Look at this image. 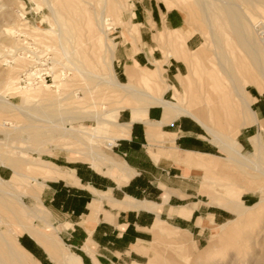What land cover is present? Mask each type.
I'll return each mask as SVG.
<instances>
[{"label":"crops","instance_id":"obj_1","mask_svg":"<svg viewBox=\"0 0 264 264\" xmlns=\"http://www.w3.org/2000/svg\"><path fill=\"white\" fill-rule=\"evenodd\" d=\"M133 15L136 24H131L137 34L128 32L129 39L135 43L139 29L140 39L137 50L132 42L115 43L113 71L117 79L147 86L162 103H183L180 90L189 76V64L197 59L202 36L188 29L179 10L155 0H137ZM159 63L161 66H157ZM175 95L176 101L167 99ZM250 96L256 110L250 105L251 109L257 122L263 123V131L264 92L259 91L255 100ZM133 100L136 105L116 112L117 137L113 142L117 143L108 155L115 164L95 166L87 160L73 159L81 157H73L79 152L60 146L57 149L67 154L52 156L57 162L49 161L53 165L44 168L40 199L33 198L50 214L57 237L50 234L49 238H36L26 233L20 240L40 262L140 263L146 257L152 230L165 224L164 217L176 225L167 226L184 233L192 244L191 234L203 241L211 228L227 221L225 209L236 215L227 204L228 209L217 203L222 208L211 209L205 195L199 193L197 182L203 170L210 171L221 158L216 154L220 147L203 125L176 107L166 109L159 103L142 108L141 98ZM262 138L264 131L260 133ZM209 183L205 187L209 188ZM186 199L189 202L183 203Z\"/></svg>","mask_w":264,"mask_h":264},{"label":"rangeland","instance_id":"obj_2","mask_svg":"<svg viewBox=\"0 0 264 264\" xmlns=\"http://www.w3.org/2000/svg\"><path fill=\"white\" fill-rule=\"evenodd\" d=\"M47 1L49 0H0V49L1 47H6V48L11 47L10 43L11 41L14 40L13 38H9L4 35L3 32L5 31V29H12L13 31L20 30L21 33L20 34L17 33L18 36L17 40H19V45L20 43L22 45L23 43L24 45H27V42H29L30 46H32L33 48V51H36V53H38V56L42 57L44 55H47L52 59L51 63L49 64L50 66L53 65V62L55 65L57 63L56 65L57 69H55L56 72L57 71L58 73L68 72L67 73L68 75L64 77V81L67 82V86H68L67 88L70 91L72 90L74 91L76 89L78 90L79 93L78 96L82 99V108L80 109L81 111L90 112V113L95 112L97 110L114 111L111 112L109 115H107L106 118L116 121L117 110L125 106L133 107L134 105H136V101L134 102L133 100L134 97H132L130 94L125 93V91L123 90H118L110 86H105V85L96 86L95 82L92 80L90 81L89 78L85 79L81 74L74 71H71V73L74 72L73 74H71L67 69H63L61 63L58 65V61L65 60V58L64 56H62L58 44V34H57L58 27L57 24H55V22H53L52 20L53 19L52 13L49 9ZM57 1L58 3H60L62 0H57ZM86 1L88 2L90 1L91 5L90 3L88 4L87 2H85L82 7L80 6V0H72L73 3H71L72 4L71 6L67 7L68 11L65 10L66 12L65 15L67 14L66 17L68 16L67 18L69 19V21L75 22L77 27H79L78 28L79 44H81L82 47L86 49L88 52L91 50L89 53L93 55L92 57H96L97 55V57L99 58L100 66H97V68H95L96 66H91L92 71L95 73H101L105 71L104 63H102L104 57V47L102 46L101 41L103 42V40L100 41V39H102V36L100 33L91 35L86 29V23L89 21V16L91 15L90 12L96 10L97 13L99 14V12L101 11V7H100L101 4H99L100 0L99 3L98 0H86ZM121 1L123 8H125L124 9L125 11L121 15H118L115 12L114 13L110 12L109 7L107 8L106 14L110 16L111 20L109 21V23L112 24V28L107 32L109 33V36L113 38L114 43H117L118 41H124L128 43V45H130L133 39L132 40L129 39L128 32L131 33L133 31V27L131 23H134L133 12L135 13V6L137 0H121ZM155 1L160 2L161 4L167 6V8L170 7L179 10L182 13V15L185 16L184 18H186L187 20L188 29H190L192 33L195 32L202 36L203 43L198 48V52L196 56L197 59L195 62L189 64V66H191L189 71V76L188 78H186L185 85H183V87L181 88L180 93H182L183 95L181 99L183 98V103L185 105L187 106L191 105L193 108H195L198 111L202 107L203 109H207L209 103H206V101L210 102V100H213L214 97L216 96V93L213 94L208 93L207 84L211 81L213 82L218 80L219 82L227 83V85L229 86L231 85V81L229 79H225L226 76H224L223 71L218 65V59L215 55L216 54L215 52L218 49L215 43L213 42L212 34L210 33L208 28V22L204 17L203 12L199 11L201 9L197 7L194 0L192 1L191 0H155ZM62 3L63 2H61V4ZM237 3H234L233 5L236 6ZM238 4L240 5H238L236 8L244 12H247L250 18L251 15L248 11H246L247 10L246 5L243 3H238ZM128 9H131L133 16H131V13L128 11ZM258 16L259 17L257 18L262 19V21L264 22L263 9L259 11ZM251 25L253 27L256 26L254 24V21H251ZM38 26L42 29H38L37 28ZM138 29H139V25H138ZM226 34L227 35L222 36V46L226 47L224 48L225 50L227 48L229 50L231 49L230 51L226 50L228 57L244 58L250 65L251 60L247 56V53H245L244 49L239 45L237 38L232 33H226ZM254 36L255 37L258 36L257 39L259 40L261 46H263V42L261 43L262 39H260V37L264 36V33L259 34V31L255 29ZM23 39H25V41ZM139 39H140V29H139ZM138 40L135 43L132 42L135 45V48ZM161 41L164 43L165 40L161 38ZM31 42H34L35 44H32ZM92 43L93 45L91 46ZM135 50H137V48ZM5 59L14 61V59H12L11 56L9 55L4 58H0V90L5 91L7 93L6 97L8 99H11L13 102L17 104H20L21 97L25 93L17 92V95L12 97L11 94L12 89H10L11 87H14L15 83L17 86L19 84L18 81L17 82L15 81V83H12L10 85L8 84L7 86L6 85L7 79L6 81H4L5 79L3 80V78L9 77L10 73H11L10 76L14 77L15 79L20 78L21 73L24 70H26V68H28L31 62H24V63L18 61L13 63L9 62L11 64L10 65L8 64V62L3 61ZM157 66H161L160 63ZM237 67L239 68V66ZM237 67H236L238 71L237 74L241 75L240 77L238 75L240 83L242 81L244 82V80L246 79H251L252 78L251 75H253V73L254 74L257 73L254 66L251 65H250V69H251L250 74L239 73L240 71L238 70ZM60 69L63 70L60 71ZM50 73L54 78V72L50 70ZM5 75L7 76L5 77ZM260 79H261L260 77L257 78L258 81H262V79L261 80ZM55 83H56L55 79L54 82L53 80L50 79L49 82H45L44 87L45 86L48 87V85L50 86L48 87L49 89H46L47 87H45L46 91L48 90L47 92L49 93L57 92V88L54 87ZM141 87H144V85L141 84ZM246 89L248 92L251 93L253 99L255 100L254 96L259 93L257 88L252 85L247 87ZM167 99L171 101H176L177 97L175 95L173 99L172 98H167ZM229 99H230L229 102L235 105L236 98L233 93H231V98L229 97ZM38 104H35L34 101H32L29 104V107L33 106L31 107V109L35 108L30 111L32 114H34V116L41 114L39 110L37 111V109H40L39 108L40 104L39 106ZM251 106L253 110H256L254 105L251 104ZM234 107L232 106L234 110L238 109L237 104ZM33 118L31 117V115L19 111L12 112V114L8 112H4L0 114V155L1 157L5 155L2 157L5 161L6 159L8 162L9 159L12 160L17 158V156L19 155L17 151L18 150L21 151L22 148H24L23 149L24 151H30V149L28 148L34 147V149H38V150L32 151L31 152L32 155L27 152L24 153V155L27 158H32V159H34V157L39 159L43 158L47 161L49 160L56 163L57 159L53 158L52 156H58L59 154L62 155L67 154V152H65L64 150L60 151L59 149H57L58 147L61 146L62 148L65 149L72 148L73 150L79 152L77 154H74L73 157H77V155H80L81 157H77L73 159H80L85 161L87 160L92 162L90 157L85 158L82 155L84 151L86 152L90 148H92L93 150L91 151H93L92 153L94 154L103 151L106 155H112V150L117 143L116 142L117 140L113 142L114 139L112 138L108 139V138L99 137L94 139V143L99 146L97 147V145L89 146L88 144L75 143L74 140L66 139V138L65 139L61 138L59 140L55 139L51 141V138L49 136L46 137V135H43L42 137L43 138L45 137V139L48 140L46 141V143H40L39 144L40 148H39L37 147L38 144L31 142V135L28 129L25 127L31 123V120ZM205 118L209 120L207 114H205ZM241 120L242 119L240 118V115L238 116L237 119L236 118L231 119L226 123L228 127L225 130L224 129L222 130L225 132L227 131V129L228 131H230V129L236 128V126L240 125ZM8 121L11 124L8 123ZM2 123H4V126L1 125ZM35 123L42 125L47 124L43 122L42 123L35 122ZM81 124H83L84 126H91V127H97L98 125L97 121L94 119H85L81 123L80 122L74 123L73 126L78 128ZM13 125H17V126L14 127ZM219 126L221 127V125ZM68 127H71V125H68ZM262 127H263L262 122H256L254 124L247 126L242 131H241L242 127L240 128L241 133L239 132L240 135L238 133L236 139L243 145L244 154L250 157H254L255 152L257 151V142L259 141L260 144H264V139L263 138L262 140L259 139L260 133L263 132ZM1 129L9 130V132L5 130H3L4 131L3 132ZM18 131H20V133H18ZM102 133L104 134V130L102 131ZM29 142L31 143V145ZM15 146L18 147V150H16L17 147ZM221 149L219 148V151L216 152V154L219 155L221 158L218 159L219 161H216L215 166L213 167V165H211L210 171H207L205 169L203 170V174L199 178V181L197 182L198 183L197 185L199 186V193L205 195V199L211 205V209L222 208L221 206L227 208L226 202L228 201L221 198L218 199L220 196L217 194L216 190L211 188L210 185L232 184L231 193L229 195L230 200H238V201H243L247 205H253V206L255 205L254 208H251V210H249L247 214L248 216L237 215V214L235 215L230 210L229 212L228 210L225 209V212L227 214V218H226L227 221L224 220L223 222L217 223V224H221L226 221L224 224L216 227L215 229L210 227L211 228L210 233L207 236V238L203 241H197L196 238H194L190 233L192 244L191 243L189 244V239L184 233H181L167 226V225H173V226L176 225L171 220L164 217L165 220H163V222H165V224L159 225L156 228V230L154 229L152 230L153 233L152 237L149 240L146 251L144 252L146 254V257L143 258L140 263L134 262L129 264H146V263L147 264H264V177H260L258 179H251L250 177L244 175L241 172V170L237 167V165H235V163L226 160V158H228V155L223 149H222L223 151ZM40 151L41 153H39ZM7 156L8 157L10 156V158H8ZM4 165L5 163L2 164L0 163V176L10 182V185L8 187L9 190L10 191L12 190V192L14 193H19V192L25 193L23 194V200L28 205V207L36 210L37 214H41L38 210H46L45 208H43L44 206L42 203L35 201L33 196L30 195L33 188L31 179L28 177H24V175L22 174L21 175L16 174L17 169L18 171L19 170L21 171V172L19 171L20 173L27 172L26 170L27 164L21 162L19 163V167L17 169L13 165L11 166V164H6L7 166ZM102 165L105 164L101 163V166ZM36 172H32V173L34 176L39 177L38 180L41 181L42 178H44L43 177L44 169L41 172L38 171ZM208 181H210L209 188L205 187V184ZM205 191H209V195ZM186 202H189V200L186 199L185 201H183V203ZM216 203L221 206H218ZM12 209H19L20 212L23 213V215H21L20 217L21 219L20 221H18L16 217L13 216L14 214L11 211L5 210L0 205V214L4 220L0 224V229L2 231H6L13 242L15 243L17 241L20 242L23 235L27 233V232H22L18 234L23 230L22 224L33 227V229H35V232H37L35 233L34 236L36 238H41V236L38 235V232L39 233L44 232L49 236L50 234H52L55 237H57L55 232L56 231L55 225H53V222L51 221L50 218H49L50 223L48 224L41 219L33 218L31 216L29 217V215L26 212L27 209L22 207L16 201ZM205 223L206 222H204V224ZM206 224L209 225L208 223ZM59 239L63 243L60 236ZM207 244H209V246H207L206 248H210V251L208 250L206 253H201L200 249H202ZM65 250L67 252L70 251L66 247ZM40 263L44 264L42 262ZM109 264H125V263L110 262Z\"/></svg>","mask_w":264,"mask_h":264},{"label":"bare ground","instance_id":"obj_3","mask_svg":"<svg viewBox=\"0 0 264 264\" xmlns=\"http://www.w3.org/2000/svg\"><path fill=\"white\" fill-rule=\"evenodd\" d=\"M61 2L63 3L61 4ZM61 2L58 3L57 0L47 1L49 9L52 13V18H53L52 20L53 22H55V24H57L58 27L57 28L58 44L62 56H64L65 58V60H60V61L56 60L58 61V65L61 63L63 69H67L70 73L71 71H74L81 74L85 79L89 78L90 81L92 80L95 82L96 86L99 85L110 86L118 90H123L125 91V93L130 94L134 98L137 99L141 98L144 101V103L142 104L143 106L142 108H148L152 104L162 103L161 98H155V95L151 93L152 91L147 86L141 87L138 85L121 83L117 79L113 71V61L116 51H115L114 40L109 36V33L107 32L112 28V24L109 23L111 18L109 15L106 14V11L107 8L109 7L110 12L113 13L115 12L118 15H121L125 11L124 10L125 8H123L122 5V1L100 0L99 3L98 0V3L101 4L100 6L101 11L99 12V14L97 13L96 10L90 12L91 15L89 16V21L86 23V29L91 35L100 33L102 36V39H100V41L103 40V42L101 41L102 46L104 47V57L102 63H104L105 71L101 73H95L92 71L91 66H96L95 68H97V66H100L99 58L97 57L96 54H95L96 57H92L93 55L89 53L91 50L88 52L86 49L82 47L81 44H79L78 42L79 27H77L75 22H70L69 19L67 18L68 16L66 17L67 14L65 15L66 13L65 10H67L68 9L67 7L71 6L72 5L71 3H73L72 0H62ZM85 2H87L88 4L90 3L91 5L90 1L88 2L86 0H80V6L83 7V4ZM194 2L197 5V7L201 9L199 11L203 12L204 17L208 22V28L210 33L212 34L213 42L215 43L218 49L215 52L216 53L215 55L218 59V65L223 71L224 76H226L225 79H229L231 81V85L229 86L227 85V83L219 82L218 80L209 82L207 84L208 93L210 94L216 93V96L214 97L213 100H210V102L206 101V103H209L207 109H203L202 107L198 111L195 108H193L191 105L187 106L181 102H180L181 104L180 103L174 104L169 101H164V103L162 104L166 107V109H171L172 107H176V109H178L180 113L190 115L195 119H197L203 125V127L206 129L209 135L212 137V141L215 142L217 146L222 148L227 153L228 158H226V160L235 163V165H237V167L241 170V172L244 175L250 177L251 179H258L260 177H264V144H260L258 141L257 151L255 152V156L250 157L244 154L242 144L236 139L238 133L240 132L241 127L257 122L256 113L251 109L250 106L252 102V98L246 88L253 85L260 92H264V83H263L264 82V36L260 37V39H262L261 43L263 42V46H261L259 40L257 39L258 36L257 37L254 36L255 29L259 31V34L264 33V28H263L264 22L262 21V19L257 18L259 17L258 16L259 11L262 9L264 10V0H215V1L194 0ZM237 2L246 5L247 7L246 11L250 13L252 18L251 16L249 18L247 12H244L236 8L238 5H240ZM234 3H237V5L236 6L233 5ZM128 11L131 13L132 16L131 9H128ZM251 21H254V24L256 25L255 27L251 25ZM37 28L42 29L39 26ZM132 32L130 34L133 36L137 34L136 27L133 28ZM3 33L6 37L14 39L10 43L11 47L9 48L1 47L0 49V58H4L9 55L11 56L12 59H14V61L8 59H5L3 61L8 62V64L17 61L23 63L31 62L28 68H26V70H24L23 72L28 71L33 66H37L38 64L37 62L39 61V56L38 53L35 54L36 51H33V48L32 46H30V43L26 41L28 46L24 45V43L23 45L21 43L19 45V40H17L18 38L17 33L20 34L21 33L20 30L13 31L12 29H5ZM226 33H232L237 38L239 45L244 49L245 53H247V56L251 60L252 64L250 63V65L254 66L257 72L256 74L253 73V75H251L252 76L251 79H246L244 80V82L242 81L243 83L242 82L240 83L239 81V77L241 75L237 74L238 71L236 67L239 66V68L237 67L238 70L240 71L239 73L250 74L251 73L250 65L244 58L231 57L232 58L231 59L228 57L226 50L229 49L227 48L225 50L224 48L226 47L222 46V36L227 35ZM25 39L23 40L25 41ZM31 43L35 44L34 42ZM92 45L93 43L91 44V46ZM26 50L32 54L28 55L25 52ZM29 58L32 61H30ZM56 65L53 62V65L51 66V71L54 72L53 82L54 79L56 82L54 87L57 88V92L54 93H49L47 92L48 90L46 91V89H49L48 87L50 86L49 85L48 87L45 86L47 87L45 89L44 84L46 81L43 78L41 80L30 82L24 85L21 83V75L20 78L15 79L14 77L10 76L11 73L10 75L8 73L9 77L3 78V80L5 79L4 81H6L7 79L6 81L7 86L8 84L10 85L12 83H15V81L16 82L18 81L19 83L17 86L15 83L14 87L10 88L12 89L11 90L12 97L16 96L17 92L19 93L24 92L25 94L21 97V103L17 104L13 102L11 99H8L6 97L7 93L5 91L0 90V114L4 112H8L12 114V112L19 111L29 114L33 118L34 114H32L30 111L35 108L31 109V107L33 106L29 107V104L32 101H34L35 104L39 103L40 106L39 104L38 106L40 109H37V111L39 110L41 114L34 116V118L31 120V123L25 126L31 135V142L38 144L37 147L39 148H40L39 145L40 143H46V141L48 140L45 139V137L43 138L42 137L43 135H46V137L49 136L51 138V141L55 139L59 140L61 138L62 139L66 138V139L74 140L75 143L88 144L89 146L97 145L94 143V139L99 137L115 139L117 137L116 127L118 126V123L114 120L106 118L107 115H109L111 112L114 111L97 110L91 113L81 111L80 109L82 108V99L78 96L79 94L78 90L76 89L74 91L73 90L70 91L67 88L68 87L67 82L64 81V77L68 75L67 74L68 72L67 73L66 72L58 73V71L56 72L55 70L57 69ZM63 69H60V71ZM74 72H72L71 74H73ZM6 76L7 75H5V77ZM258 77H260L263 82L258 81L257 80ZM231 93H233L236 98L235 105L237 104V108H238L236 110L232 108V106L234 107L235 105L229 102L230 101L229 97L231 98ZM205 114H207L209 120L205 118ZM239 115L240 118L242 119L240 125L236 126V128L230 129V131H228L227 129V131L224 132L222 129L225 130L228 127L226 123L231 119H235V118L237 119ZM85 119L96 120L98 123L97 127L84 126L83 124H81L78 128L73 126L74 123L76 122L81 123ZM35 122L37 123L43 122L47 124L42 125V124H36ZM8 123L10 122L8 121ZM1 125L4 126V123H2ZM68 125H71V127H68ZM219 125H221V127ZM13 126L15 127L17 125H13ZM1 130L2 131L5 130L9 132V130L6 129H1ZM103 130H104V134L102 133ZM20 131H18V133H20ZM97 147L99 146L97 145ZM23 149L24 148H22V150ZM28 149H30V151H24V150L19 151L17 147L16 150H18L17 152L19 153V155L15 159L12 160L9 159L8 162L7 159L5 161L2 158L5 155H3L2 157L0 155V163L1 164L5 163V165L11 164V166L13 165L16 169L19 167V163L21 162L26 163L27 172L20 173L21 171L19 170L20 171L19 172L17 169L16 174L19 175L22 174L24 175V177H28L31 179L33 188L30 195H32L36 199H40V194L43 186L42 183L38 180L39 177L34 176L32 172H36V171L41 172L47 166L53 165V163L43 158L42 159L35 157L34 159L27 158L24 155V153L27 152L31 154L32 151L38 150V149H34V147ZM91 150L93 149L90 148L88 151L86 152L84 151L82 155L85 158L90 157L91 161L95 166H99L101 165V163L115 164L114 163L115 161L111 157L106 155L103 151L94 154L92 153L93 151ZM39 153H41V151ZM10 156L7 157L10 158ZM9 185L10 182L0 176V205L5 210L11 211L14 214L13 216L16 217L18 221H20L21 220L20 217L21 215H23V213L20 212L19 209H12L16 201L22 207L27 209L26 212L29 215V217L31 216L33 218L41 219L45 223L48 224L50 223V219H49L50 214H48L47 210H38L41 214H37V211L28 207V205L23 200V194L25 193L22 192L14 193L12 192V190L11 191L9 190L8 188ZM211 188L217 191V194L220 196L221 199L228 201L226 202L227 206H230V208L237 215H247L249 210L255 207V205L254 206L247 205L243 201L230 200L229 195L231 193L232 184H227V185L222 184L219 187L211 185ZM2 221L4 220L0 214V224L2 223ZM22 226H23V230L18 234L22 232H27L35 236V233H37L35 232V229H33V227L29 225L22 224ZM38 235L45 236L46 238L51 237L44 232H40V233L38 232ZM208 250L210 251V248H205L200 252L206 253ZM0 264H41V263L33 255H31V253H29L20 244L19 241H17L16 243L13 242L10 239L9 234L6 231H2L0 229Z\"/></svg>","mask_w":264,"mask_h":264},{"label":"built area","instance_id":"obj_4","mask_svg":"<svg viewBox=\"0 0 264 264\" xmlns=\"http://www.w3.org/2000/svg\"><path fill=\"white\" fill-rule=\"evenodd\" d=\"M25 52L28 55L32 54L27 50ZM35 54L37 53L35 52ZM51 61L52 59L47 55H44L42 57L39 56V61L37 62L38 63L37 66H33L31 68L34 70L29 69L28 71L21 73V83L26 85L27 83L35 82L41 80L42 78L46 82H49V79L53 80V76L50 73L51 66L49 65Z\"/></svg>","mask_w":264,"mask_h":264}]
</instances>
